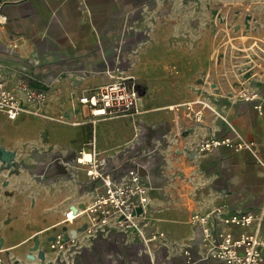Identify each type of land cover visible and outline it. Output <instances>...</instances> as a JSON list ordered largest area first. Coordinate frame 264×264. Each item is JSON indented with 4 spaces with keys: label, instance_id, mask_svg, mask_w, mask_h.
<instances>
[{
    "label": "crops",
    "instance_id": "0c3cea01",
    "mask_svg": "<svg viewBox=\"0 0 264 264\" xmlns=\"http://www.w3.org/2000/svg\"><path fill=\"white\" fill-rule=\"evenodd\" d=\"M218 1L0 0L8 83L48 93L38 115L21 91L17 118L0 111V149L13 152L9 164L0 156V264H226L191 217L264 207V108L238 94L251 83L264 94V68L247 60L264 35L222 36ZM236 7L257 12L264 29V0ZM128 76L136 109L94 116L79 100ZM236 133L256 151L196 150L203 138ZM92 149L113 173L141 172L150 196L143 233H87L82 211L98 182L77 157ZM209 220L214 234L255 230ZM58 235L73 240L54 248Z\"/></svg>",
    "mask_w": 264,
    "mask_h": 264
},
{
    "label": "built area",
    "instance_id": "2783aa9c",
    "mask_svg": "<svg viewBox=\"0 0 264 264\" xmlns=\"http://www.w3.org/2000/svg\"><path fill=\"white\" fill-rule=\"evenodd\" d=\"M18 91L24 94L30 105L29 114L38 115L47 99V90L33 87L27 82L19 81L14 85L8 83L7 75L0 67V111L10 119L17 118L24 110V104L18 96ZM247 101H255L258 110L264 108V94L253 87H243L238 92ZM140 91L133 77L119 78L103 85L92 95H83L79 100L89 103L93 115H103L112 112L136 109ZM198 116V115H197ZM200 116H198L199 119ZM93 146V145H92ZM230 149L248 148L256 151L254 141H246L239 133L235 137H207L200 140L196 150L209 152L217 147ZM77 163L85 167L91 181L98 182L92 191L93 201L82 212L87 214L89 226L86 231L92 235L99 229L116 226L121 232L137 230L143 233L149 221V188L143 181V176L136 167H131L124 174L113 173L105 167L106 160L92 151H80ZM77 213L67 212V219H73ZM192 220L200 225L202 242L214 238L210 255L226 264H264V207L254 211H237L225 213L219 207L207 213H194ZM213 218L217 222L239 226L255 225L253 232L240 231L235 234L231 229L221 230L214 234L208 224ZM72 237L58 235L52 241L54 248L64 249ZM188 253V251H186Z\"/></svg>",
    "mask_w": 264,
    "mask_h": 264
},
{
    "label": "rangeland",
    "instance_id": "374dc122",
    "mask_svg": "<svg viewBox=\"0 0 264 264\" xmlns=\"http://www.w3.org/2000/svg\"><path fill=\"white\" fill-rule=\"evenodd\" d=\"M236 6H242L244 0H234ZM233 0H219L218 5L214 8V16L217 17L221 22V35L232 36V35H252L260 36L264 35V29L257 31V23L260 21L259 14L257 12L248 11L245 9H232ZM255 40V39H254ZM257 43L253 47V53H250L248 61L252 60L259 67L256 70L264 68V41L261 42L259 39L255 40ZM239 62H244L245 59H238ZM224 63V62H223ZM225 65V63H224ZM262 72V71H260ZM251 86L254 87L253 83ZM255 88V87H254Z\"/></svg>",
    "mask_w": 264,
    "mask_h": 264
},
{
    "label": "water",
    "instance_id": "95a60500",
    "mask_svg": "<svg viewBox=\"0 0 264 264\" xmlns=\"http://www.w3.org/2000/svg\"><path fill=\"white\" fill-rule=\"evenodd\" d=\"M0 156L2 157L3 160L8 162V164H9L13 159V152L10 150H6L5 148H1L0 149Z\"/></svg>",
    "mask_w": 264,
    "mask_h": 264
}]
</instances>
